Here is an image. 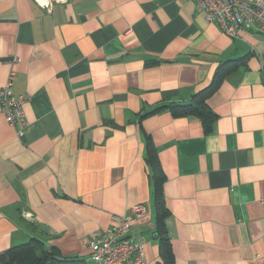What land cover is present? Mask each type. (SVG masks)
<instances>
[{"label":"crops","instance_id":"crops-1","mask_svg":"<svg viewBox=\"0 0 264 264\" xmlns=\"http://www.w3.org/2000/svg\"><path fill=\"white\" fill-rule=\"evenodd\" d=\"M239 58L207 100L210 133L193 116L143 115ZM10 69L28 98L22 136L0 113V251L37 238L95 264L89 233L142 205L129 234L158 264L148 136L174 264H264L263 35L231 38L193 0H67L50 13L0 0V88Z\"/></svg>","mask_w":264,"mask_h":264},{"label":"built area","instance_id":"built-area-1","mask_svg":"<svg viewBox=\"0 0 264 264\" xmlns=\"http://www.w3.org/2000/svg\"><path fill=\"white\" fill-rule=\"evenodd\" d=\"M207 22L215 23L231 38H238L239 32L249 28L264 36V0H193ZM50 13L55 5H63L67 0H33ZM14 70L10 69L0 88V113L8 124L16 128L18 136L23 135L26 124L23 104L25 95L13 94ZM144 211L142 205H134L130 213L116 219L107 230H93L88 236L90 259L95 264H144V243L129 234L134 216ZM28 214H25L26 217Z\"/></svg>","mask_w":264,"mask_h":264},{"label":"trees","instance_id":"trees-1","mask_svg":"<svg viewBox=\"0 0 264 264\" xmlns=\"http://www.w3.org/2000/svg\"><path fill=\"white\" fill-rule=\"evenodd\" d=\"M243 61V58H239L228 60L220 65L211 82L194 93L187 102L161 104L143 115L147 116L166 110L174 117L193 116L200 121L204 133H210L217 115L210 109L207 100L217 91L224 78L235 71ZM146 160L152 171L153 209L159 248L158 264H174L170 238L165 225V219L169 214L162 188L165 175L161 169L153 143L148 136L146 137ZM0 264H85V262L78 257L62 256L55 247L47 245L37 238H32L25 243L0 251Z\"/></svg>","mask_w":264,"mask_h":264}]
</instances>
